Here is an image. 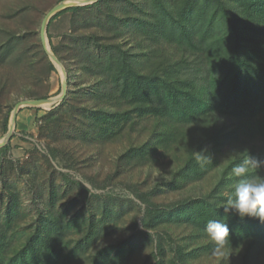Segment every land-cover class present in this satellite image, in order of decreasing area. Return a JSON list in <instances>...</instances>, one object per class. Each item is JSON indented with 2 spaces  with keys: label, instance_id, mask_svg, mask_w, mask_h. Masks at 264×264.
I'll return each mask as SVG.
<instances>
[{
  "label": "rangeland",
  "instance_id": "374dc122",
  "mask_svg": "<svg viewBox=\"0 0 264 264\" xmlns=\"http://www.w3.org/2000/svg\"><path fill=\"white\" fill-rule=\"evenodd\" d=\"M67 1L0 0V140L11 128L2 145L9 144V148L0 155L4 263L19 262L36 226L52 211L60 218L63 255L73 250L70 262L65 263L62 255L60 264H95L97 257L115 256L118 248L124 250L122 259L115 262L107 257V264H155L159 258L162 264H264V244L250 252L248 242L226 246L221 255L210 245L214 243L210 236L200 234L186 221L174 219L150 229L148 235H135L134 218L141 228L144 206L134 190L146 192L153 203L170 208L175 202L205 193L214 172L171 187L174 172L188 158L185 138L173 149L159 148L141 161H121L127 150L152 138L155 117L133 114V125L129 120L108 136L99 133L92 111L99 102L96 94L119 88L118 81L100 83L107 72L108 56L117 57L114 46L136 48L134 21L115 23L113 17L121 16L124 6L136 15L137 0H133L136 6L130 5L132 0ZM96 1L98 5L93 4ZM60 2L82 8L54 19L46 26L43 39L42 22ZM7 31L15 36L13 49L5 41ZM95 36L107 47H97L90 40ZM44 99L49 102L22 104ZM7 111L8 127L3 132ZM186 127L192 129L193 124ZM256 148L264 159V142L258 140ZM220 159L226 161L223 156ZM14 196L17 205L11 206ZM90 220L104 225L96 241L86 242L83 237ZM177 246L182 249L180 255ZM247 252L250 257L246 258Z\"/></svg>",
  "mask_w": 264,
  "mask_h": 264
},
{
  "label": "trees",
  "instance_id": "16d2710c",
  "mask_svg": "<svg viewBox=\"0 0 264 264\" xmlns=\"http://www.w3.org/2000/svg\"><path fill=\"white\" fill-rule=\"evenodd\" d=\"M132 4L133 0L130 5L136 6ZM81 8L72 5L60 9L47 26L58 16ZM135 8L136 15L124 6L121 16L113 17L115 23L134 21L132 31L137 44L136 48L116 44L117 57L108 56L107 72L100 83L111 80L120 85L107 94H96L99 102L92 111L95 125L101 135L111 136L129 120L133 125V114L154 116L152 138L127 150L122 162L134 158L141 161L159 148L173 149L185 138L188 158L174 172L171 187L178 188L181 182L211 171L215 176L205 193L175 202L170 208L153 203L148 193L134 190L144 206L141 228L134 218L135 235H148L150 229L174 219L186 221L200 234L208 235V222L222 220L229 227L228 247L248 242V252L251 248L259 250L264 244V221L241 218L234 210L226 212L223 206L233 197L240 179L264 177V164L260 168L249 165L243 178L232 174V169L249 157L264 161L256 148L258 140L264 142V0H137ZM6 33L5 41L13 49L15 36ZM90 40L97 47H107L96 36ZM49 65L54 69L50 61ZM9 113L3 119V132L8 127ZM187 124H193V128H187ZM8 148L9 144L0 147V155ZM198 155L200 162L196 160ZM220 156L226 161L221 162ZM14 197L11 206L17 205ZM103 225L90 220L83 240L96 241ZM164 234L171 240L166 231ZM63 235L60 218L47 211L19 262L4 263L6 233L1 232L0 264H58L65 247ZM210 245L217 248L215 242ZM158 247L161 251L162 246ZM176 250L180 255L181 247ZM72 251L63 255L65 263L70 262ZM248 252L246 258L250 257ZM123 253L118 248L115 256L107 257L120 260ZM107 257H97L95 264H107ZM155 264H162V260L157 259Z\"/></svg>",
  "mask_w": 264,
  "mask_h": 264
},
{
  "label": "clouds",
  "instance_id": "9594fccd",
  "mask_svg": "<svg viewBox=\"0 0 264 264\" xmlns=\"http://www.w3.org/2000/svg\"><path fill=\"white\" fill-rule=\"evenodd\" d=\"M200 162L201 157H196ZM264 161L253 158L246 160L244 163L237 165L232 169L235 177H246L249 172V165L253 168H260ZM224 210L236 211L241 218L254 217L264 221V177H253L240 179L234 186V195L227 199L223 206ZM207 233L211 240L217 245L216 251L221 252L229 244V227L222 220H210L207 224Z\"/></svg>",
  "mask_w": 264,
  "mask_h": 264
},
{
  "label": "water",
  "instance_id": "95a60500",
  "mask_svg": "<svg viewBox=\"0 0 264 264\" xmlns=\"http://www.w3.org/2000/svg\"><path fill=\"white\" fill-rule=\"evenodd\" d=\"M89 1H91V0H84V2H89ZM64 7H66L65 2H60V3L57 4L55 7H53L52 10L49 11V13L47 14V16H46L45 19L43 20V22H42V26H41V32H42L41 34H42L43 39H44V34H45L44 32H45V29H46V26H47V22H48L50 16L53 15L54 13H56L57 11H59L60 9L64 8ZM50 53H51V52H50ZM51 56H52V58H53V60H54L55 62L60 63V62L58 61V59H57L53 54H51ZM61 97H63V95H62ZM42 101H46V99H44V100H25V101L22 102V104H32V105H37V104H40ZM20 105H21V104H18V105L15 107V110L13 111L12 116H11V122L14 121L15 112H16L17 108H18ZM10 134H11V128H9L7 134L4 136V138H5L4 143H6V141L9 139ZM4 143L0 144V146H2Z\"/></svg>",
  "mask_w": 264,
  "mask_h": 264
},
{
  "label": "bare ground",
  "instance_id": "6f19581e",
  "mask_svg": "<svg viewBox=\"0 0 264 264\" xmlns=\"http://www.w3.org/2000/svg\"><path fill=\"white\" fill-rule=\"evenodd\" d=\"M83 1V0H82ZM67 2H72V3H76V2H81V0H68ZM57 63V62H56ZM57 64H60V63H57ZM49 100V99H48ZM48 100H46V101H42L41 103H47V102H49ZM4 141H5V138L3 137V139H1L0 140V144H2V143H4Z\"/></svg>",
  "mask_w": 264,
  "mask_h": 264
}]
</instances>
